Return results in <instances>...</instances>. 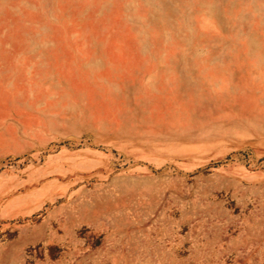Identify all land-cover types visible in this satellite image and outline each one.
Returning a JSON list of instances; mask_svg holds the SVG:
<instances>
[{
    "label": "rangeland",
    "instance_id": "obj_1",
    "mask_svg": "<svg viewBox=\"0 0 264 264\" xmlns=\"http://www.w3.org/2000/svg\"><path fill=\"white\" fill-rule=\"evenodd\" d=\"M0 264H264V0H0Z\"/></svg>",
    "mask_w": 264,
    "mask_h": 264
}]
</instances>
